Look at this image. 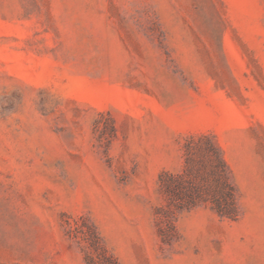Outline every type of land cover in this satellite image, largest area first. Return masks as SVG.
<instances>
[{
  "label": "rangeland",
  "instance_id": "1",
  "mask_svg": "<svg viewBox=\"0 0 264 264\" xmlns=\"http://www.w3.org/2000/svg\"><path fill=\"white\" fill-rule=\"evenodd\" d=\"M199 134L234 220L159 191ZM0 264H264V0H0Z\"/></svg>",
  "mask_w": 264,
  "mask_h": 264
},
{
  "label": "trees",
  "instance_id": "2",
  "mask_svg": "<svg viewBox=\"0 0 264 264\" xmlns=\"http://www.w3.org/2000/svg\"><path fill=\"white\" fill-rule=\"evenodd\" d=\"M180 172L164 171L158 179L168 211L208 206L220 218L238 215L236 197L227 164L214 138L208 134L189 136L183 145Z\"/></svg>",
  "mask_w": 264,
  "mask_h": 264
}]
</instances>
